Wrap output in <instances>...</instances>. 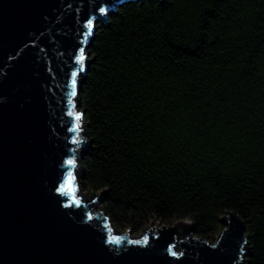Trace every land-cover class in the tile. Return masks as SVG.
Segmentation results:
<instances>
[{
	"label": "trees",
	"instance_id": "16d2710c",
	"mask_svg": "<svg viewBox=\"0 0 264 264\" xmlns=\"http://www.w3.org/2000/svg\"><path fill=\"white\" fill-rule=\"evenodd\" d=\"M78 95L74 186L118 231L243 222L264 264V0L127 1L99 22Z\"/></svg>",
	"mask_w": 264,
	"mask_h": 264
},
{
	"label": "water",
	"instance_id": "95a60500",
	"mask_svg": "<svg viewBox=\"0 0 264 264\" xmlns=\"http://www.w3.org/2000/svg\"><path fill=\"white\" fill-rule=\"evenodd\" d=\"M134 0H0V264H244L233 212L214 241L192 222L132 236L78 194L89 145L78 95L95 26ZM139 1V0H135Z\"/></svg>",
	"mask_w": 264,
	"mask_h": 264
},
{
	"label": "rangeland",
	"instance_id": "374dc122",
	"mask_svg": "<svg viewBox=\"0 0 264 264\" xmlns=\"http://www.w3.org/2000/svg\"><path fill=\"white\" fill-rule=\"evenodd\" d=\"M77 192H78V194H83V195H85V196H88V194L86 193V192H83V190L82 189H80L78 186H77ZM101 206H100V202L99 203H97L95 206H94V209H97V208H100ZM152 224V223H151ZM157 224H159V223H157ZM152 226L153 227H155L156 226V224H152ZM126 231V230H125ZM131 235L132 236H139V234L137 235V234H134L132 231H131ZM242 263H244L245 264V262H244V260L242 261Z\"/></svg>",
	"mask_w": 264,
	"mask_h": 264
},
{
	"label": "bare ground",
	"instance_id": "6f19581e",
	"mask_svg": "<svg viewBox=\"0 0 264 264\" xmlns=\"http://www.w3.org/2000/svg\"><path fill=\"white\" fill-rule=\"evenodd\" d=\"M95 30H96V28H95Z\"/></svg>",
	"mask_w": 264,
	"mask_h": 264
}]
</instances>
